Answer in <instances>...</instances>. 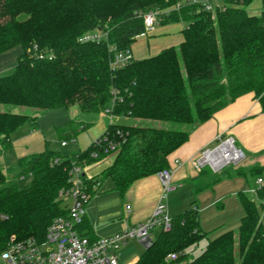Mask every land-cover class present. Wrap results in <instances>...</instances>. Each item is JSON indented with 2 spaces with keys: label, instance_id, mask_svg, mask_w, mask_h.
<instances>
[{
  "label": "trees",
  "instance_id": "16d2710c",
  "mask_svg": "<svg viewBox=\"0 0 264 264\" xmlns=\"http://www.w3.org/2000/svg\"><path fill=\"white\" fill-rule=\"evenodd\" d=\"M252 1L222 0L213 14L190 0H0V55L19 46L23 50L12 73L0 76V156L12 148L15 131L26 123L37 125V116L14 108L79 107L82 119L59 128L69 139L110 109L105 133L84 151L19 158V177L32 178L29 188L6 186L0 170V250L13 240L44 241L52 222L68 214L61 192L72 186L73 165L88 168L115 155L85 184L94 196L111 179L124 195L135 182L169 169V157L192 132L237 99L253 94L264 111V9L261 15L249 14L246 6ZM150 11L158 12L162 25L186 23L184 41L114 69L117 54L132 52L144 34V15ZM95 33L99 41H81ZM235 170L211 173L198 191L260 172ZM201 176L209 177L205 170ZM237 196L244 209L237 231L222 232L189 259L188 248L208 237L193 201L134 264H264V188ZM80 232L97 240L86 219ZM170 254L177 258L168 262Z\"/></svg>",
  "mask_w": 264,
  "mask_h": 264
},
{
  "label": "crops",
  "instance_id": "0c3cea01",
  "mask_svg": "<svg viewBox=\"0 0 264 264\" xmlns=\"http://www.w3.org/2000/svg\"><path fill=\"white\" fill-rule=\"evenodd\" d=\"M186 25V23L182 22L162 25L159 22L155 30L137 38L132 47L133 58L143 60L156 56L167 48L179 47L184 41L183 30L187 27ZM7 54L8 52L0 55V76L5 73V58H7L5 56ZM71 110L74 112L73 117L79 118L81 115L79 107H72ZM101 119L104 120L102 121L103 129L99 128V132L95 131L89 136L84 133L86 138H88L89 146L106 131L107 119L103 115L100 116ZM99 122L88 131L95 128ZM221 135L234 138L243 152L245 151L244 163L239 166L245 170L259 168V175L249 180L244 177L226 178L212 188L198 191L211 178V173L204 169L209 177L203 178L201 173L194 169L193 161L202 150L212 147ZM85 145L81 146V151L88 148ZM114 159L115 155H112L88 167L87 175L90 177L101 175L114 162ZM176 160H180L182 164L175 166L174 162ZM169 166L173 171V182L180 188L196 183L193 190L197 195H195L193 201L198 202L201 214L200 222L205 210L219 205H221L222 209L218 210V213L227 214L231 208L238 209L240 213L239 208H242L241 214L243 217L244 209L238 199V193H250V191L257 188L256 180L264 178V111L259 100L253 94L242 96L217 112L209 121L199 125L192 132L188 142L169 157ZM221 174L224 175L226 173ZM105 184L94 196L90 197L85 207L86 222L92 229L93 238L96 239L115 236L143 222L152 214L161 198L163 189L162 181L158 174L135 182L124 195L114 190V184L113 187L104 188ZM190 194L192 193H187L185 198L187 196L190 197ZM127 206L131 207V212L126 210ZM227 230L232 229L222 230L214 238ZM137 260L136 258L125 264H134ZM120 263L121 261L119 260Z\"/></svg>",
  "mask_w": 264,
  "mask_h": 264
},
{
  "label": "built area",
  "instance_id": "2783aa9c",
  "mask_svg": "<svg viewBox=\"0 0 264 264\" xmlns=\"http://www.w3.org/2000/svg\"><path fill=\"white\" fill-rule=\"evenodd\" d=\"M192 3H197L190 0ZM206 11L215 13L209 3H203ZM159 24L158 12L150 11L144 15L146 35L155 30ZM99 33L84 36L81 41H99ZM133 59L132 52H120L113 61L114 69L125 67ZM110 112L108 109L102 115L105 117ZM96 141V140H95ZM214 147L205 148L193 161L194 169L201 173L209 166L215 173L221 172L225 167L234 164L239 166L245 160L243 150L236 146L232 137L219 136ZM67 143L63 142V146ZM114 149V147H112ZM97 154L94 155V158ZM180 166V160L174 162ZM87 168L73 165L70 170V189L62 191L61 196L66 200L68 214L56 218L49 226L46 238L40 242L29 238L21 241L13 240L6 249L0 250V264H119V251L129 240L136 239L148 249L159 231H168L172 226V218L169 216L167 201L172 192L178 190V185L173 182L171 168L161 171L158 175L162 181V194L152 214L143 222L122 231L115 236L98 238L92 241L80 232L86 217V205L90 200L85 181L94 179L95 176L87 175ZM257 188H264V178L256 180ZM255 194L256 189L250 191ZM126 210L131 212V207ZM177 258L176 254H170L167 258L171 262Z\"/></svg>",
  "mask_w": 264,
  "mask_h": 264
},
{
  "label": "rangeland",
  "instance_id": "374dc122",
  "mask_svg": "<svg viewBox=\"0 0 264 264\" xmlns=\"http://www.w3.org/2000/svg\"><path fill=\"white\" fill-rule=\"evenodd\" d=\"M186 0H182L185 2ZM197 3H209L214 8L217 5H222V0H193ZM263 2L262 0H253L252 3L246 6V10L251 15H261L263 11ZM182 26V25H181ZM187 26V25H186ZM22 48L16 47L12 51L8 52L7 58H5V75L12 73L14 67L18 62L20 54H22ZM3 74H1L3 76ZM77 107V106H75ZM6 108V107H5ZM78 108V107H77ZM72 109V108H71ZM71 109L58 108L54 110L40 111L31 108H14L17 113L37 116V125L35 127L26 123L20 127L17 131L12 134V148L6 150L2 156H0V170L6 175V186H17L19 189H26L31 186L32 178L30 176L19 177V165L18 159L25 156L31 155L34 153H40L44 151H50L60 157H71L75 154H78L81 151V146H89L88 138H86V133L88 136L93 134L95 131H98L99 128L103 129L102 121L100 117L97 118L96 122L100 121L95 128H92L90 131L81 132L76 139H69L68 137L61 136L59 128L63 127L71 120H81V115L78 117H73L74 112ZM106 121V120H105ZM107 122V121H106ZM106 125V124H105ZM94 127V126H93ZM184 129L186 126L183 127ZM99 132V131H98ZM63 142L67 143V146H63ZM90 144V143H89ZM217 143L212 145L214 147ZM236 146L240 148L236 142ZM245 152V151H244ZM246 154V153H245ZM101 162V161H100ZM244 163V162H243ZM237 165L231 164L225 167L221 173L235 172ZM204 169L208 170L210 173H215L209 166H206ZM106 183V184H105ZM104 188L113 187V182L111 179L105 181ZM194 185L188 184L178 190L172 192L169 195L167 201V207L169 216L173 218L176 215L184 212L188 209L195 199V192L193 190ZM189 193L190 197L185 195ZM254 195V194H252ZM184 197V198H183ZM70 199L65 201V204L70 203ZM228 208V206H227ZM221 205L215 206L214 208L205 210L201 216V227L204 232L208 233V237L200 240L198 243H195L188 248V258L192 259L196 255H200L202 251L208 246L209 240H212L220 231L226 229H232L234 231L238 230L239 223L242 218V208L240 213L238 209L231 208L227 214L218 213V210H221ZM201 215V214H200ZM145 246L138 242L136 239L129 240L124 246H122L119 251V260L120 264H125L128 261L139 259L142 254L145 252Z\"/></svg>",
  "mask_w": 264,
  "mask_h": 264
}]
</instances>
